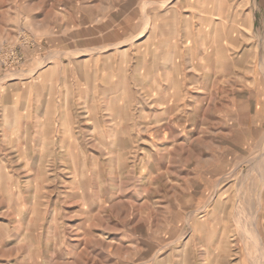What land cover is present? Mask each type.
Wrapping results in <instances>:
<instances>
[{"label":"rangeland","instance_id":"rangeland-1","mask_svg":"<svg viewBox=\"0 0 264 264\" xmlns=\"http://www.w3.org/2000/svg\"><path fill=\"white\" fill-rule=\"evenodd\" d=\"M90 1L0 0V264H264V0H128L106 46L57 11Z\"/></svg>","mask_w":264,"mask_h":264},{"label":"crops","instance_id":"crops-1","mask_svg":"<svg viewBox=\"0 0 264 264\" xmlns=\"http://www.w3.org/2000/svg\"><path fill=\"white\" fill-rule=\"evenodd\" d=\"M59 13L68 17L65 21L67 29L71 30V34L74 37L72 42L96 44L101 46L110 45L123 41V38H127L130 34V30L136 32L137 25L131 22L134 19V14L131 13L128 6V0H120L119 4H114L110 9L105 4H102L100 0H91L88 4L73 5V9L69 10L71 14L66 11V7L61 10H57ZM41 25L45 31L49 32L48 40L54 42H62L58 37L61 33H54L51 26L47 23L44 25L45 18L40 17ZM61 27V26H60ZM107 50V49H106ZM112 53L106 54L105 59H111ZM90 55L85 57L84 60L95 59ZM120 66L122 62H119ZM48 67L42 69L37 75L36 79L26 81L22 87H45L44 93H47V107H46V120L47 124L54 123V113L57 114L59 106L56 100L59 92L64 91V87L60 86V63H50ZM118 63L109 65H95L94 69L89 68L83 75H99L101 72L109 73V70H115ZM128 67H126V71ZM80 76L81 71L72 73V75ZM110 74V73H109ZM11 87H20L17 85ZM80 87H68L67 91H73ZM21 96L18 93V97ZM42 98L45 99V96ZM32 99V97H31ZM56 121V120H55Z\"/></svg>","mask_w":264,"mask_h":264}]
</instances>
